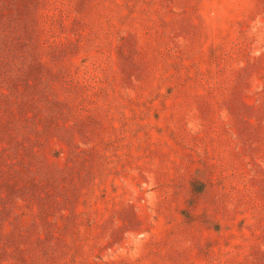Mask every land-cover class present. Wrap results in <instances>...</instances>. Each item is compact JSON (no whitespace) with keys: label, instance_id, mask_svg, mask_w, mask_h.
<instances>
[{"label":"rangeland","instance_id":"rangeland-1","mask_svg":"<svg viewBox=\"0 0 264 264\" xmlns=\"http://www.w3.org/2000/svg\"><path fill=\"white\" fill-rule=\"evenodd\" d=\"M0 264H264V0H0Z\"/></svg>","mask_w":264,"mask_h":264}]
</instances>
